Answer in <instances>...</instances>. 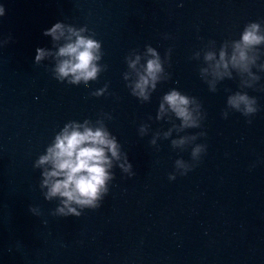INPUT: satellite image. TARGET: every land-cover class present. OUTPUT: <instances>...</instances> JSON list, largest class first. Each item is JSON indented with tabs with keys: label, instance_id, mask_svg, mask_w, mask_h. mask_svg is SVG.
<instances>
[{
	"label": "clouds",
	"instance_id": "1",
	"mask_svg": "<svg viewBox=\"0 0 264 264\" xmlns=\"http://www.w3.org/2000/svg\"><path fill=\"white\" fill-rule=\"evenodd\" d=\"M5 15V7L0 4V17ZM53 41V50L38 47L34 63L40 65L42 61L51 58L54 66L51 68L52 76L58 82L69 85L88 86L89 82L96 81L100 74L107 70L106 64H101L104 53L102 44L95 38V33L85 26L76 27L62 21L54 23L43 32ZM167 38V37H165ZM11 37L4 40L7 44ZM264 46V27L261 22H249L240 33L239 39L223 41L219 48L215 41H209L201 50L196 51L192 59H203L207 67H200L201 78L207 83L209 91L217 90L216 84L225 78L233 79V70L239 77L240 91L228 95L226 109L222 117L227 119L229 110L239 112L248 118L258 112L257 99L249 96L243 89L255 88L261 77L257 72H264V63H257L264 56L261 51ZM171 49L162 59L159 52L151 45H145L143 52L132 50L126 57L127 68L135 74L131 79L125 72L123 79L130 94L141 103L148 102L158 83L169 78L164 65L169 61ZM134 57V58H133ZM143 61V62H142ZM214 63H211L213 62ZM257 69L254 72L253 69ZM210 75L212 80L205 79ZM245 74L250 80H245ZM108 90L106 83L91 93L99 97ZM227 91V90H226ZM167 115L171 127L163 131V139L168 140L176 132L178 138L171 139V147L181 151L191 147V162L176 159L175 171L169 174V180H175L177 174L185 176L193 170L207 151L206 144L196 143L197 139L206 136L201 131L192 135H180L187 129L202 127L205 118L202 105L196 97L183 94L177 89H171L160 99L155 120L161 121ZM107 119L110 115L104 114ZM175 118V119H173ZM151 119V117H149ZM178 120L177 124L175 121ZM250 119L247 123H251ZM150 126L141 124L138 133L141 137L148 134ZM160 131L153 134L150 144L157 146V137ZM129 177L134 175L133 165L127 153L107 128L104 119L95 121L85 119L83 122L70 120L55 134L46 150L34 162L33 167L41 170L40 189L46 201L59 200V205L52 213L59 217H80L83 209H97L101 201L108 194L109 183L114 179L111 171L113 163ZM34 216L40 215L37 207H29Z\"/></svg>",
	"mask_w": 264,
	"mask_h": 264
}]
</instances>
